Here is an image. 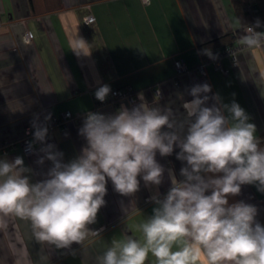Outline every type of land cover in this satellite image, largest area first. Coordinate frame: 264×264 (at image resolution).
<instances>
[{
	"label": "crops",
	"instance_id": "1",
	"mask_svg": "<svg viewBox=\"0 0 264 264\" xmlns=\"http://www.w3.org/2000/svg\"><path fill=\"white\" fill-rule=\"evenodd\" d=\"M89 14L92 20L87 23ZM241 28L231 0H150L148 4L143 0H0V144L17 142L26 128L35 130L32 123L38 116L48 128L46 143L55 145L67 163L86 146L79 135L83 122L68 121L63 129L49 127L51 120L64 112L85 118L97 101L99 87L108 85L111 92L130 87L134 101L107 103L95 112L109 115L122 105L131 108L140 103L138 93H143L150 105L170 106L179 116L184 113L182 102L193 99L190 88L204 83L211 87L208 106L216 94L224 104L237 102L256 125L260 139L264 134V45L236 52V64L230 56L222 57L224 73L202 47L224 36L235 45ZM26 34H31L28 39ZM230 46L220 45L211 52ZM177 59L186 66L181 73L174 67ZM201 64L204 75L197 72ZM33 147L34 152L26 155L17 144L0 159L22 157L31 169L32 182H38L52 163L38 164L44 145L35 142ZM178 152L174 148L172 155L163 157L157 153L165 169L159 186H146L141 179L139 191L122 196L109 180L106 204L89 225L100 235L89 234L69 248L37 241L28 220L0 214V264H98L97 257L113 239L142 237L140 225L156 206L150 197L163 198L171 187L169 170L183 179L180 170L185 162L176 158ZM239 201L254 205L256 219L264 225V192L255 185H243L239 195L229 197V204ZM145 264H155L151 253ZM194 264H207L202 253Z\"/></svg>",
	"mask_w": 264,
	"mask_h": 264
},
{
	"label": "clouds",
	"instance_id": "2",
	"mask_svg": "<svg viewBox=\"0 0 264 264\" xmlns=\"http://www.w3.org/2000/svg\"><path fill=\"white\" fill-rule=\"evenodd\" d=\"M259 27V20L247 25L239 43L259 47L264 43ZM205 54L218 56L210 49ZM110 92L103 85L95 98L104 102ZM210 92L207 83L192 86L193 99L180 97L184 113L179 116L170 106L150 105L143 93H138L140 103L122 105L115 114L88 112L79 129L86 146L67 163L46 143L48 128L37 116L29 149L43 144L37 163L51 161L52 167L44 179L32 182L22 157L0 159V214L28 220L37 241L58 249L80 244L89 234L100 235L89 225L106 204L109 180L122 196L139 191L141 179L159 186L165 169L157 153L170 156L179 148L183 179L169 170L171 187L163 198L150 197L156 206L140 225L142 237L113 239L98 264H145L149 253L155 264H194L201 253L207 264H264V225L256 219L257 208L244 201L229 204L243 185L264 192V146L246 111L235 101L224 104L219 94L208 106Z\"/></svg>",
	"mask_w": 264,
	"mask_h": 264
},
{
	"label": "built area",
	"instance_id": "3",
	"mask_svg": "<svg viewBox=\"0 0 264 264\" xmlns=\"http://www.w3.org/2000/svg\"><path fill=\"white\" fill-rule=\"evenodd\" d=\"M91 20H92V16L89 14L85 18V21L88 23ZM248 26H251V25H248ZM245 27L242 30L243 35H244ZM28 38H29V34H26V39H28ZM261 45H264V43H262ZM244 48H247V47L241 45L238 42L237 44H235L233 46L224 47L223 49L217 51L214 54V55L218 54L217 58L212 59L215 68L220 70L222 73H224V69L220 63L221 58L228 55L232 58L234 64H236V58H235L236 52H238ZM174 67H175L177 73H181L182 71L186 70V66H185L184 62L180 59L174 60ZM197 72L201 75L205 74L204 64H201L197 68ZM134 94H135L134 90L130 87L124 88L122 90L112 91L109 98H106V100L104 102L97 100L94 104L93 109L90 112H95L96 109H98L100 106H103L107 103H113L114 104L120 100H128L129 102H133L134 101ZM71 120H76L77 122H83L84 117L81 114L73 115L70 112H64V113L60 114V116H58V117H53L49 127L58 126V127L63 128V129H66L68 121H71ZM34 131L35 130H32L31 128H26L23 132V135L19 138V140L17 142H5V143L0 144V156L6 155L9 152V150L11 148L15 147L17 144L22 148V151L26 155L32 154L34 152V147L30 150L29 149V143L33 142Z\"/></svg>",
	"mask_w": 264,
	"mask_h": 264
},
{
	"label": "trees",
	"instance_id": "4",
	"mask_svg": "<svg viewBox=\"0 0 264 264\" xmlns=\"http://www.w3.org/2000/svg\"><path fill=\"white\" fill-rule=\"evenodd\" d=\"M231 3L242 27L241 31L247 25H254L257 20L260 21L261 27L257 28L256 30L264 31V0H231ZM242 32L236 34V37L242 36ZM232 44V39L229 38V36H224L214 41L213 43L206 44L202 47L210 50H215V48L219 47L220 45L233 46ZM215 53L216 52H214L213 54ZM208 59L211 58L208 57ZM260 140L261 146H264V134L261 135Z\"/></svg>",
	"mask_w": 264,
	"mask_h": 264
}]
</instances>
